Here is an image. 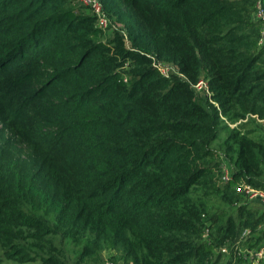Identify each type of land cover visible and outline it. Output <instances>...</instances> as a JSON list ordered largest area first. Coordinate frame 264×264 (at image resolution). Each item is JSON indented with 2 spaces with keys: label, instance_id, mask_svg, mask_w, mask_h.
Returning a JSON list of instances; mask_svg holds the SVG:
<instances>
[{
  "label": "trees",
  "instance_id": "16d2710c",
  "mask_svg": "<svg viewBox=\"0 0 264 264\" xmlns=\"http://www.w3.org/2000/svg\"><path fill=\"white\" fill-rule=\"evenodd\" d=\"M99 1L105 29L79 0H0L7 258L216 264L228 247L223 264H244L234 243L264 244V208L241 187L264 190L255 0Z\"/></svg>",
  "mask_w": 264,
  "mask_h": 264
},
{
  "label": "built area",
  "instance_id": "2783aa9c",
  "mask_svg": "<svg viewBox=\"0 0 264 264\" xmlns=\"http://www.w3.org/2000/svg\"><path fill=\"white\" fill-rule=\"evenodd\" d=\"M85 5L90 6L91 11L95 15L96 18V25L101 27V28H107L108 27V19L105 15V13L102 11L101 3L99 0H79ZM255 18L258 20H261L262 24V37L260 41L264 40V3L263 0H255ZM154 65L157 66L161 73L164 75L168 74L169 67L163 66L160 63H155ZM197 88H201L204 86L203 81H199L197 83ZM220 178L223 182H226L230 180L231 178V170L229 169L227 163L225 160H221V175ZM241 187L244 189V195L247 199L249 200H258L261 205L264 208V190L262 189H257L252 187L249 184L243 183ZM249 230H246L244 235L248 233ZM234 251H237L238 254H240L243 258H250L251 262L253 264H258L264 259V244L258 246V247H253V248H247V247H241L239 246V242L234 243L232 246ZM219 251L224 254H229V248L228 247H221Z\"/></svg>",
  "mask_w": 264,
  "mask_h": 264
},
{
  "label": "rangeland",
  "instance_id": "374dc122",
  "mask_svg": "<svg viewBox=\"0 0 264 264\" xmlns=\"http://www.w3.org/2000/svg\"><path fill=\"white\" fill-rule=\"evenodd\" d=\"M124 1V0H122ZM264 3V0H263ZM4 126L2 123H0V127ZM6 132V130H5ZM160 133V132H159ZM163 133V132H161ZM160 133V134H161ZM258 134H261L262 132H257ZM160 134L156 137V140L160 139ZM246 202H249L252 205H256V203L251 202V200L249 199H245ZM247 234H245V236L247 237ZM263 236V235H262ZM262 240L264 241V237H262ZM63 247L65 248L67 255L69 256V259H72L73 257H75L76 251H75V247L70 243V242H63ZM219 251V250H218ZM216 253H219L216 251ZM115 254L117 256H119L120 254L116 251L113 250H103L100 254V256H98L97 258H92V259H88L84 264H122L120 258H117V260L112 259V255ZM220 257V260L216 261V264H223L226 259H228L227 255L224 254L222 252V256H218ZM247 262H245L246 264H248L250 262V258H245ZM244 263V264H245ZM0 264H37L35 262H25V263H21V262H17L14 261L12 259L7 258L4 249L2 248V246L0 245ZM251 264H253V262H251ZM259 264V263H258Z\"/></svg>",
  "mask_w": 264,
  "mask_h": 264
}]
</instances>
